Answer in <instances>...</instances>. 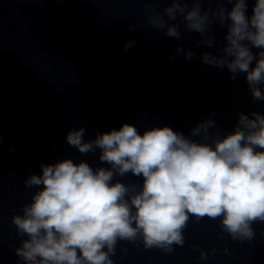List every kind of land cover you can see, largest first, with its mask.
I'll use <instances>...</instances> for the list:
<instances>
[{"label":"clouds","instance_id":"1","mask_svg":"<svg viewBox=\"0 0 264 264\" xmlns=\"http://www.w3.org/2000/svg\"><path fill=\"white\" fill-rule=\"evenodd\" d=\"M164 2L168 6L162 14L146 8L153 29L181 40L180 24L171 23L180 16L187 32L198 33L199 43L210 48L215 39L209 35L211 25L226 26L221 54L204 52L202 62L226 67L233 80L245 73L253 99L264 100V0H255L251 17L247 0H212L217 6L208 9L202 5L210 0ZM129 30L135 28L129 25ZM134 44L128 41L125 48ZM182 51L178 45L177 52ZM193 55L189 50L186 58ZM251 115L240 113L235 130L211 143L212 119L191 129L190 136L199 140L168 126L140 134L125 123L91 141H85L84 128L70 130L69 145L82 154L101 149L100 161L111 168L94 170L86 162L64 159L42 164L41 175L26 178L25 187L37 191L23 205V215L12 217L18 235L27 236L16 248L17 256L25 264H114L118 242L137 239L146 249L171 252L173 245L183 246L190 217L220 219L232 239H253V223H264V151L257 150L264 149V116ZM129 172L143 177L140 190L112 183L115 175ZM206 258L201 251V259Z\"/></svg>","mask_w":264,"mask_h":264}]
</instances>
